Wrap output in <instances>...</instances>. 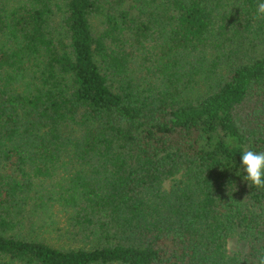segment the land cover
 Returning a JSON list of instances; mask_svg holds the SVG:
<instances>
[{
	"label": "trees",
	"instance_id": "1",
	"mask_svg": "<svg viewBox=\"0 0 264 264\" xmlns=\"http://www.w3.org/2000/svg\"><path fill=\"white\" fill-rule=\"evenodd\" d=\"M260 2L0 0V264H258Z\"/></svg>",
	"mask_w": 264,
	"mask_h": 264
},
{
	"label": "clouds",
	"instance_id": "2",
	"mask_svg": "<svg viewBox=\"0 0 264 264\" xmlns=\"http://www.w3.org/2000/svg\"><path fill=\"white\" fill-rule=\"evenodd\" d=\"M264 17V2L256 7V18ZM241 165L246 173L244 179L254 187L264 188V151L245 150L240 155ZM258 264H264V253L258 255Z\"/></svg>",
	"mask_w": 264,
	"mask_h": 264
},
{
	"label": "rangeland",
	"instance_id": "3",
	"mask_svg": "<svg viewBox=\"0 0 264 264\" xmlns=\"http://www.w3.org/2000/svg\"><path fill=\"white\" fill-rule=\"evenodd\" d=\"M166 186H169V183H166ZM52 237H55V235L53 234ZM242 248H243V242L237 236H231L228 239V243H227L228 252L232 253L235 251H239Z\"/></svg>",
	"mask_w": 264,
	"mask_h": 264
}]
</instances>
